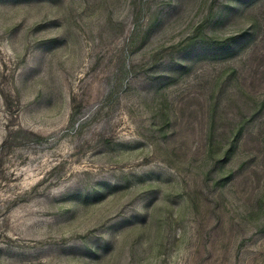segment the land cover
Wrapping results in <instances>:
<instances>
[{
	"label": "rangeland",
	"instance_id": "1",
	"mask_svg": "<svg viewBox=\"0 0 264 264\" xmlns=\"http://www.w3.org/2000/svg\"><path fill=\"white\" fill-rule=\"evenodd\" d=\"M0 264H264V0H0Z\"/></svg>",
	"mask_w": 264,
	"mask_h": 264
}]
</instances>
